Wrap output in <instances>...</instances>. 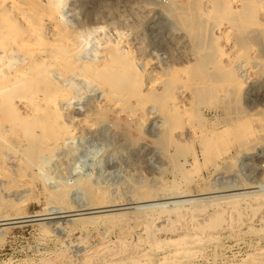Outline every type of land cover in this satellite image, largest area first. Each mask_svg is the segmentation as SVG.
Segmentation results:
<instances>
[{"label":"rangeland","instance_id":"1","mask_svg":"<svg viewBox=\"0 0 264 264\" xmlns=\"http://www.w3.org/2000/svg\"><path fill=\"white\" fill-rule=\"evenodd\" d=\"M57 3L59 17L81 32L85 59L101 58L104 49L122 53L135 60L143 83L149 63L166 78L174 69L187 75L197 62L200 51L171 13L172 0ZM258 18L243 31L249 46L239 56L240 90H224L219 81V91L196 96L191 86L199 77H192L177 96H164L169 86L162 84L143 97L145 116L137 118L129 103L107 102L110 82L76 77L69 81L76 95L58 122L79 128L51 152L33 149L28 126L18 120L33 101L50 96H13L9 109L0 96V264H105L115 254L106 245L140 240L149 248L185 235L178 242L197 238L203 249L196 264H247L264 250V8ZM0 66L1 75L7 65ZM163 252L152 248L148 262L122 264H155Z\"/></svg>","mask_w":264,"mask_h":264},{"label":"bare ground","instance_id":"2","mask_svg":"<svg viewBox=\"0 0 264 264\" xmlns=\"http://www.w3.org/2000/svg\"><path fill=\"white\" fill-rule=\"evenodd\" d=\"M57 1L0 0V64L7 65L0 75V96L4 99L2 101L6 103L5 105L8 103L10 105L13 96H37V98L50 96V100L54 99L53 102H55L51 105L52 101L49 99L44 102L35 100L32 102L33 110L27 108L18 119L20 123L25 124V127L28 126L25 139L33 144V149L41 150L40 153L53 151L64 141L63 139L74 134L76 128H79V126L75 128L72 127L73 125L58 122L68 109L67 102H69L70 96L76 95L71 92L73 86L69 87V81L76 77L88 79V81L85 80L87 83L90 79L96 82H110L113 85H111L112 89L102 93L106 96L107 102L118 100V102L129 103L132 114L137 118L145 116L144 108L147 107V97L145 99L143 97L161 90L159 87L162 84L169 86L168 90H165L164 96H177L176 90L180 85H187L189 81L198 77L199 81H195L196 84L193 86L190 84L191 90L196 96H210L216 90L219 91L215 86L219 81L223 82L222 89L224 90L230 86L240 90L243 79L241 80L238 75L239 71L237 72L239 56L249 46L248 32L244 34L243 31L260 24L258 16L264 8L262 2L264 0H188L182 6L178 5L177 0H172L171 13L178 19L183 30L189 36V40L191 38L194 46L200 51L198 59L195 60L197 62L193 63L194 66L189 69L187 75H183L184 73L182 74L180 69H174L167 74L164 73L166 78H163V75L155 74L156 72L153 73L155 70L152 72L150 69L151 63H147L149 65L146 66L148 67L146 70L147 79H145L147 83H145L146 81L143 83V75L135 68V60L134 63L133 59L124 57L122 53L112 54L109 52L110 50L107 52L108 49L103 48L104 52L102 51L101 58L85 59L81 32L74 30L71 25L59 17L60 7ZM261 23L264 25V21ZM18 57L23 58V61L13 67L14 60ZM210 64L214 67L213 70L211 69L212 71H210ZM143 74L145 77V72ZM192 77L194 78L192 79ZM73 82L75 83V80ZM94 83L93 86L97 84ZM154 95L156 96V94ZM161 95L158 93V96ZM159 102L167 107L170 106L173 110L179 109L176 102L171 99H159ZM169 103L170 105H168ZM66 104L67 106H65ZM115 105L118 104L115 103ZM16 111L18 109H15ZM9 112H11L10 118L17 117L14 108ZM6 114L8 115V112ZM30 116L34 117L31 124L27 122V117ZM5 117L7 118L6 115ZM54 121L57 123L53 124ZM40 125L39 133L32 132L33 126ZM52 136H54V140L45 142L46 138ZM206 143H210V141L206 140ZM125 223H122L123 227H125ZM180 239L185 241L189 237L185 235ZM166 240H154L149 248L141 246L142 241L140 240L133 245L119 244L113 249L110 245H106L103 250L108 248L115 254L109 262L104 263L122 264L126 261L128 263L129 261L132 263L146 261L147 250L161 248L164 252L155 257V264H165L168 260L178 264H196L198 254L203 253V249L198 247L197 238L191 245L185 242L180 243L178 240L171 242ZM101 249L102 247L98 249L99 253L104 252ZM173 250L175 251L171 253ZM104 256H101L100 259L104 260ZM247 264H264V250L254 253Z\"/></svg>","mask_w":264,"mask_h":264}]
</instances>
